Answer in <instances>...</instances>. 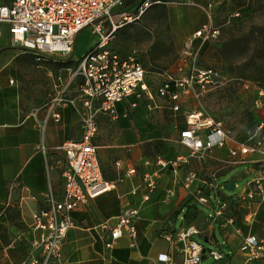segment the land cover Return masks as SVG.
Masks as SVG:
<instances>
[{"label":"built area","instance_id":"obj_1","mask_svg":"<svg viewBox=\"0 0 264 264\" xmlns=\"http://www.w3.org/2000/svg\"><path fill=\"white\" fill-rule=\"evenodd\" d=\"M158 1L143 0L135 14L124 10V0H8L7 3L0 4V21L8 24L10 41L30 49L36 60L44 57V54L68 55L73 50L77 33L85 27H89L90 33L96 36L93 46L74 60L76 64L72 68H67V80L43 118V121L48 116L58 120V112L52 110L54 104L70 106L80 115V135L75 140L66 139L58 146L64 155L60 172L61 193L57 198L50 189L43 194L46 204L33 213L29 226L33 231L29 242L30 251L16 264H64L61 259V245L67 229L73 225L70 211L88 199L116 187L117 181L103 177L97 158L93 143L97 132L96 116L102 112L114 119L115 103L128 96L138 97L146 93L147 83L145 70L136 50L132 49L120 55L109 47L108 42L117 27L137 19L147 6ZM184 1L196 5L192 0ZM221 1L225 0H206L204 5L199 6L205 14V22L184 38L177 53L175 68L182 76L168 77L155 89L156 95L165 99L172 111L179 109L181 93L193 91L194 84L203 89L205 84L215 81V70L198 65V50L202 43L212 41L218 34L211 11ZM237 14L235 12L233 15ZM113 15L117 16V21L113 20ZM196 39H199V45L194 47L193 41ZM8 82L12 83V80L9 79ZM71 85H74L72 96L65 93ZM227 139V131L209 115L200 110L186 112L184 127L178 131V142L188 149V153L170 159L154 156L152 160L145 161L156 168L142 175L141 185L144 192L141 199H148L155 188V175L161 168L171 166L174 171L175 166L187 164L190 156L197 160L203 159L205 152L214 147H226L233 163L247 161L237 158L238 155L264 156V134L258 135L257 129L248 133L243 141L234 142L232 145H227ZM114 165L118 166V162ZM126 171L132 172V169ZM196 177L194 170L186 171L181 179L182 187L187 188ZM252 181L258 183L257 179ZM202 184L201 187H195L193 196L197 203L210 207L211 193L214 199L218 184L213 181ZM256 188L259 189L257 186ZM167 193L169 194L168 191ZM252 194V190H246L239 198L249 199ZM121 197L122 194L118 193V198ZM228 201L226 198H221L219 202L214 199L215 206L211 207L213 218L221 227L232 224L231 216L226 215L229 212ZM252 214L247 213L245 220ZM136 215V207L122 202L119 212L112 217V222L103 221L100 225L106 232L104 246L111 247L123 234L134 245L133 221ZM234 229L238 231V228ZM197 233L198 230L193 225L179 229L174 235L167 233L164 236L166 241L181 242L182 260L180 263L170 262L167 253H160L156 257V263L199 264L202 249L203 256L207 253L215 260L221 259L223 254L219 249H205L189 238ZM239 249L244 254L245 261L262 260L264 264L263 239L246 234Z\"/></svg>","mask_w":264,"mask_h":264},{"label":"crops","instance_id":"obj_2","mask_svg":"<svg viewBox=\"0 0 264 264\" xmlns=\"http://www.w3.org/2000/svg\"><path fill=\"white\" fill-rule=\"evenodd\" d=\"M192 1L196 4L194 0ZM7 2L8 0H0V4ZM164 3L170 21L172 12H169V9L171 10L174 5L171 4V1ZM176 23H180V21L174 19L175 26L170 30L174 46L179 40ZM191 32L187 29L186 34L182 35L185 38ZM9 43L11 41L8 24L5 21H0V59L4 58V64L19 54L15 53L10 57L2 55L9 49L7 47L10 45ZM144 77L146 81V70ZM9 79L11 77L7 76V81ZM7 81L3 76H0V264H16L30 251L29 242L33 231L29 226L33 213L46 204L43 194L47 189H50L56 198L61 193L60 172L64 155L58 146L66 139L75 140L79 137L80 115L70 106L54 104L52 110L58 112V120L48 116L43 121L53 101L49 104L34 105L20 98L11 83ZM73 90L74 85H71L65 93L72 96L74 95ZM155 96L158 97L156 93ZM143 100L146 108L160 106L154 102L147 87L146 93H142L138 97L128 96L115 103L116 117L114 119L102 112L96 116L97 132L93 137V143L96 146L97 158L103 177L117 181L116 187L88 199L84 204L70 211L73 225L67 229L61 245L62 262L64 264H157V255L167 253L170 262L180 263L182 260L181 242H168L164 236L167 233L174 235L179 229L193 225L198 230L195 235L201 238L206 237L207 241L214 242V224L217 225V230L222 238V247L219 250L223 257L218 260L217 264L227 259H233L237 253L239 229L236 232L232 226L221 227L212 219L206 229H202L199 224L195 225L192 222L185 224L183 221L175 228L173 221L167 216L169 212L172 215L173 212L181 210L184 204L187 205L195 200L193 196L195 187H201L202 182H209L200 176L198 171L201 169L200 167L195 169L197 173V177L194 179L195 183L191 185V182L187 188L182 187L181 179L186 171L192 170L190 161L187 164L175 166L174 171L169 166L161 168L155 175V188L150 192L148 199L145 201L141 199V194L144 192L141 185L142 175L144 172H151L156 168L151 163L146 164L145 161L152 160L154 156L165 158L160 154L158 145L155 144L150 146L153 156L142 153L146 142L151 138H158V136L150 137L152 132L147 129L144 123L145 115L140 108ZM182 104L183 101H180L179 109L182 108ZM116 105L121 107L119 114ZM164 105L172 111L167 102ZM129 109L135 113L132 120L125 119L128 117ZM186 112L188 110L182 112V125L179 124L176 129L177 136L178 131L184 127ZM100 118L114 121L115 135L110 144L99 145L96 142V138L100 135L98 127ZM255 129H257L258 135L264 134V117ZM246 136L247 134L244 138ZM167 144H164L165 147L170 148L171 143ZM180 146L182 149H186L184 146ZM99 147L108 148L115 154L108 165L112 174L110 178L104 175L101 163L103 154L99 153ZM179 154L185 153L177 152L168 158H174ZM237 158H244L247 161L231 162V165L245 164L243 174H247L248 178L240 193L225 197L232 203H246L241 209L242 211L246 210L244 216L247 213L257 212L256 227L252 232L248 228L246 234L259 238L264 234V156L247 154L238 155ZM115 162H118V166L114 165ZM129 169H132V172L126 171ZM215 177V175L212 176L211 181ZM253 179H257L258 183L255 184ZM232 182L235 186L233 179ZM246 190H252L253 194L251 198L241 200L239 195ZM118 193L122 194L121 199L118 198ZM122 202L129 203L137 209V215L133 221L134 245H131L130 239L123 234L115 240L111 247L107 248L104 246L106 232L100 225L103 221L112 222V217L119 212ZM259 210L263 211L261 217L258 216ZM203 257L205 256L201 258ZM243 261L245 264H249L248 261H245V257Z\"/></svg>","mask_w":264,"mask_h":264},{"label":"rangeland","instance_id":"obj_3","mask_svg":"<svg viewBox=\"0 0 264 264\" xmlns=\"http://www.w3.org/2000/svg\"><path fill=\"white\" fill-rule=\"evenodd\" d=\"M140 1L134 0L132 3L126 4L124 10L135 14V6ZM165 1H171V4L174 5L171 10L169 9V12H172L170 21L168 20ZM194 1L196 5L188 4L184 0H159L151 3L137 19L117 27L113 37L108 42L109 47L120 55L132 49L136 50L138 58L146 70L147 87L154 98V102L160 105L149 109L143 104L145 101H141L140 108L145 115L144 123L147 129L152 132L150 137L158 136V138H151L144 144L142 153L145 155L153 156L150 147L153 144L158 145L159 152L165 157L164 159H170L168 157L177 152L188 153V149H182L180 146L176 131L179 124L181 125L183 111L200 110L203 114L218 121L221 127L227 131L228 145L243 141L244 136L254 131L264 117V0H250L247 5L238 0L221 1L215 4L211 15L218 29V34L215 39L200 46V58L198 59L199 66L215 70V81L205 84L203 89L194 84L193 91L188 90L181 93L179 101H183L182 108L174 112L168 110L164 105L165 99L155 96V89L162 80L168 77L179 78L182 76L181 72L175 68L177 53L184 40L182 34H186L187 29L189 32L193 31L205 22V14L198 6L204 5L205 0ZM245 6L249 11L246 14L239 13V8ZM235 12L238 14L233 15ZM112 18L114 21L118 20L116 15H113ZM174 19L180 21V23H176L179 40L175 46L170 35L171 28L175 26ZM95 42L96 36L90 33L89 27L79 31L74 40L71 55L73 61L68 62L66 66H58L54 62L58 60L46 56L36 60L35 55L30 50L9 48L5 52L3 51V56L10 57L15 53L19 54L13 56L6 64L3 62L4 58L0 59V76H3L5 81H7V76L11 77V86L20 98L34 105L49 104L58 96L59 90L67 80V68H72L76 64L74 60L92 47ZM9 44L18 45L12 42ZM198 45L199 39L193 41L194 47ZM54 56L63 58L67 55ZM194 93H197V96H194ZM116 110L119 114L121 107L116 105ZM127 113L126 120L134 119L135 113L131 109ZM113 125L114 121L108 118H100L98 122L100 135L96 138L99 145L110 144L115 135ZM167 143H171L170 148L165 147L164 144ZM99 153L103 154L101 163L104 175L110 178L112 174L108 165L115 154L105 147H99ZM189 161L192 170L201 168L198 171L204 180L211 181L212 176H216L212 181L218 184L214 197L217 202L221 198H226L225 196L230 197L240 193L248 178L247 174H243L245 164L231 165L233 159L228 155L226 147L208 150L203 159L200 160L190 156ZM230 178L234 180L235 186L232 189L223 188L222 183ZM194 183L193 180L191 185ZM214 199L211 193L210 207L192 200L191 203L184 204L178 212L175 211L176 213L173 212L172 215L169 212L167 216L177 228L182 222L183 216L187 214V208H194L199 214L186 215V220L195 225L199 224L202 229H206L211 219L214 223L216 222L211 210V207L215 206ZM226 199L229 200V212L226 215L229 214L232 218V224L228 226L239 229V239L234 258L219 264H245L243 261L244 254L239 246L247 229L249 228L252 232L253 228L256 227L257 212L253 213L247 221L244 218L246 210H241L246 203H232L230 199ZM262 212L259 210L258 216L261 217ZM189 238L201 244L205 249H220L222 247V238L216 224H214V242H203L202 238L195 234L190 235ZM259 238L264 240V234L260 235ZM218 262L205 253V257L200 260L199 264H217ZM248 262L249 264H259L256 261Z\"/></svg>","mask_w":264,"mask_h":264},{"label":"trees","instance_id":"obj_4","mask_svg":"<svg viewBox=\"0 0 264 264\" xmlns=\"http://www.w3.org/2000/svg\"><path fill=\"white\" fill-rule=\"evenodd\" d=\"M134 0H124V8H126V4H129V3H132ZM143 0H141L136 6H135V9H134V11L136 12V10H137V7H138V5L142 2ZM162 1H164V0H162ZM225 1H228L229 2V0H225ZM238 1H240V3H243L244 5H247L248 3H249V1L250 0H238ZM242 8V7H241ZM241 8H239V13H244V14H246L248 11H249V9L245 6V7H243L242 9ZM205 43V42H204ZM204 43H202L201 45H203ZM200 45V46H201ZM200 48V47H199ZM198 54H199V50H198ZM199 58H200V55H199ZM73 60H71V58L70 59H68V60H64V61H61V60H59V61H54L55 62V64L56 65H58V66H66V64L68 63V62H72ZM182 125V124H181ZM180 125V126H181ZM187 214H185V216H183V218H182V221L183 222H185V224H188L189 222L186 220V215H196V210H194V208H187V212H186ZM254 261H256V262H258L259 264H262V260H254Z\"/></svg>","mask_w":264,"mask_h":264},{"label":"water","instance_id":"obj_5","mask_svg":"<svg viewBox=\"0 0 264 264\" xmlns=\"http://www.w3.org/2000/svg\"><path fill=\"white\" fill-rule=\"evenodd\" d=\"M97 20V19H96ZM96 20H94V21H96ZM74 45V44H73ZM8 48H19V49H24V50H30V49H28L27 47H25V46H22V45H20V44H18V45H8L7 46ZM72 48H73V46H72ZM0 50H1V48H0ZM71 55H72V51L66 56V57H56V56H53V55H50V54H44V56H46V57H50V58H54V60H61V61H64V60H68V59H70L71 58ZM222 187L223 188H226V189H232L233 187H234V184H233V182H232V179H227L225 182H223L222 183ZM202 241L203 242H206L207 240H206V237H203L202 238ZM201 252H202V255H201V257L203 256V249L201 250Z\"/></svg>","mask_w":264,"mask_h":264}]
</instances>
